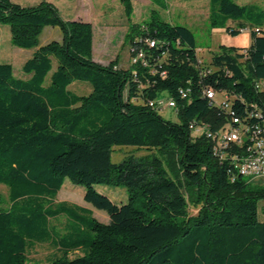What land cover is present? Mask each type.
Instances as JSON below:
<instances>
[{
	"label": "trees",
	"instance_id": "trees-1",
	"mask_svg": "<svg viewBox=\"0 0 264 264\" xmlns=\"http://www.w3.org/2000/svg\"><path fill=\"white\" fill-rule=\"evenodd\" d=\"M209 6L211 26L235 20L226 25L231 34L248 26L249 45L221 44L202 63L192 29L154 14L128 39L144 49L140 39H154L148 64L124 68L93 59L89 21L63 18L49 0H0V23L9 27L11 43L35 47L22 65L27 78L0 62V183L9 190V204L0 206V264H264L258 215L264 179L232 171L204 134L192 136L193 119L222 118L195 88L188 98L178 91L201 78L235 94L239 111L251 101L261 105L264 91L254 83L264 81V8L234 0H209ZM49 25L59 27L60 39L39 44ZM205 66L213 70L202 75ZM74 84L88 91L76 93ZM163 93L175 100L177 121L131 100ZM121 144L154 152L112 161V147ZM65 178L84 186V200L104 209L107 222L82 205L55 202ZM98 184L125 187L127 201L116 203ZM188 204L197 207L194 214ZM61 215L66 224L59 234L50 220ZM44 242L56 248L55 257L30 262L27 249ZM76 250L81 254L69 256Z\"/></svg>",
	"mask_w": 264,
	"mask_h": 264
},
{
	"label": "rangeland",
	"instance_id": "rangeland-1",
	"mask_svg": "<svg viewBox=\"0 0 264 264\" xmlns=\"http://www.w3.org/2000/svg\"><path fill=\"white\" fill-rule=\"evenodd\" d=\"M22 4H35L40 0H14ZM50 1V0H49ZM126 1L130 4V11H126ZM166 5L156 3L155 0H51L60 11L63 18L70 19L81 17L88 20L93 32V59L94 57L102 63L117 61L118 66L127 68L130 66L132 56L131 45L128 42L134 27H142L145 21L157 14L161 18L174 24L189 26L196 38L197 56L201 62L209 61L212 52L219 49L221 44L225 46H248L251 40L250 28L241 29L237 34L226 31V25H237V21L228 19L224 25H210L209 0H164ZM238 3H253L258 8H264V0H234ZM61 32L58 26H45L39 35V44L51 39L59 40ZM35 47L21 48L10 41V32L7 25L0 23V62H9L12 65L13 75L27 78L28 73L22 70V65L29 58ZM170 68L172 64H168ZM55 60L53 59V68ZM48 80V77L46 81ZM76 83L89 82L77 80ZM76 93H86L88 88L83 84H74L71 87ZM219 96V95H218ZM160 114L164 118L177 121L178 117L172 108L163 109ZM154 149L136 147L129 144L114 145L112 147L111 159L118 161L124 156L151 155ZM264 179V178H260ZM97 189L106 193L116 203L127 201L128 191L122 186H111L105 184L96 185ZM8 187L0 183V206L6 207L9 204ZM84 186L65 178L56 201L66 200L87 207L91 210L92 216L102 222L108 221V214L104 209L95 207L83 198ZM197 207L188 204V212L194 214ZM258 215L264 221V198L258 200ZM50 224L59 234L65 230L66 219L58 216L50 220ZM56 248L48 242L34 243L26 251L30 262L46 263L52 260ZM81 254V250L71 251L69 256Z\"/></svg>",
	"mask_w": 264,
	"mask_h": 264
},
{
	"label": "built area",
	"instance_id": "built-area-1",
	"mask_svg": "<svg viewBox=\"0 0 264 264\" xmlns=\"http://www.w3.org/2000/svg\"><path fill=\"white\" fill-rule=\"evenodd\" d=\"M140 40L146 44L147 49L131 47L130 63L133 65H147L150 56L148 49L155 45L154 39ZM240 52L246 56V49ZM211 70L213 67L205 66L201 74L206 75ZM154 71L155 68L150 69V72ZM160 74L165 76L167 71L162 69ZM254 87L264 91V81L256 80ZM194 88L199 95L208 99L209 105L217 110L222 119H193L189 123L192 136L204 134L211 141L213 154L221 161L227 159L232 171L245 177L264 178V102L260 105L257 101H251L241 106L242 111H239V108L233 106V99L237 98L235 94L205 85L201 78L196 83L188 82L179 87L180 97L188 98ZM131 100L144 102L158 112L165 108H172L175 112L178 110L175 100L166 93L144 99L132 96Z\"/></svg>",
	"mask_w": 264,
	"mask_h": 264
},
{
	"label": "crops",
	"instance_id": "crops-1",
	"mask_svg": "<svg viewBox=\"0 0 264 264\" xmlns=\"http://www.w3.org/2000/svg\"><path fill=\"white\" fill-rule=\"evenodd\" d=\"M51 1V0H50ZM74 18H81V17H74ZM83 19V18H82ZM88 21V20H87ZM93 39H92V57H93ZM94 60H96V61H98L99 62V60H97L95 57H94ZM102 63V62H101Z\"/></svg>",
	"mask_w": 264,
	"mask_h": 264
}]
</instances>
